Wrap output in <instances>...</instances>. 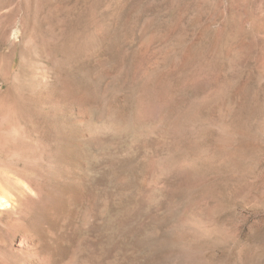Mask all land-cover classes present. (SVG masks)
Instances as JSON below:
<instances>
[{"label": "rangeland", "instance_id": "1", "mask_svg": "<svg viewBox=\"0 0 264 264\" xmlns=\"http://www.w3.org/2000/svg\"><path fill=\"white\" fill-rule=\"evenodd\" d=\"M0 264H264V0H0Z\"/></svg>", "mask_w": 264, "mask_h": 264}, {"label": "bare ground", "instance_id": "2", "mask_svg": "<svg viewBox=\"0 0 264 264\" xmlns=\"http://www.w3.org/2000/svg\"><path fill=\"white\" fill-rule=\"evenodd\" d=\"M4 200H5L4 198L3 199H0V205L3 204Z\"/></svg>", "mask_w": 264, "mask_h": 264}]
</instances>
